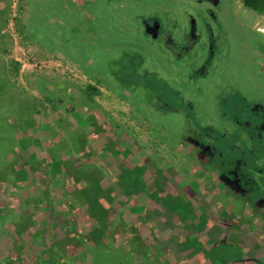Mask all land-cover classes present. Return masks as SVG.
I'll return each mask as SVG.
<instances>
[{
  "label": "rangeland",
  "instance_id": "1",
  "mask_svg": "<svg viewBox=\"0 0 264 264\" xmlns=\"http://www.w3.org/2000/svg\"><path fill=\"white\" fill-rule=\"evenodd\" d=\"M0 264H264V14L0 0Z\"/></svg>",
  "mask_w": 264,
  "mask_h": 264
},
{
  "label": "trees",
  "instance_id": "2",
  "mask_svg": "<svg viewBox=\"0 0 264 264\" xmlns=\"http://www.w3.org/2000/svg\"><path fill=\"white\" fill-rule=\"evenodd\" d=\"M242 4L249 10L259 14H264V0H242ZM86 93L89 97H92L97 94L98 91L93 86H88L86 88Z\"/></svg>",
  "mask_w": 264,
  "mask_h": 264
}]
</instances>
